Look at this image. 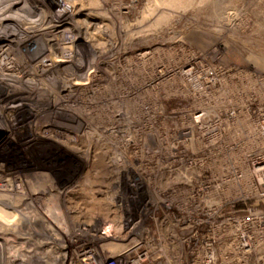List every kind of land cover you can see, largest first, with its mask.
<instances>
[{
    "label": "rangeland",
    "instance_id": "obj_1",
    "mask_svg": "<svg viewBox=\"0 0 264 264\" xmlns=\"http://www.w3.org/2000/svg\"><path fill=\"white\" fill-rule=\"evenodd\" d=\"M0 83V264H77L80 228L116 221L122 202L137 215L142 200L163 264L178 262L182 202L200 224L195 264H264L221 257L225 222L264 220L251 165L264 158V0H0ZM206 155L217 194L175 195L178 158L203 175Z\"/></svg>",
    "mask_w": 264,
    "mask_h": 264
},
{
    "label": "built area",
    "instance_id": "obj_2",
    "mask_svg": "<svg viewBox=\"0 0 264 264\" xmlns=\"http://www.w3.org/2000/svg\"><path fill=\"white\" fill-rule=\"evenodd\" d=\"M67 69L71 70V65ZM77 66L75 67V70H71L70 72L66 73H72L76 70H78V67L80 64H75ZM45 66V65H44ZM46 69H43V73L47 74L49 72H56L60 67H63V64L60 66H56V64H46ZM56 68L55 71H44ZM66 69V70H67ZM64 70V71H66ZM62 70V72H64ZM79 71V70H78ZM65 73V74H66ZM48 75V74H47ZM210 75L212 73L210 72ZM211 81V80H210ZM66 97V96H65ZM64 97V99H65ZM80 102L79 104H81ZM64 104H70L71 106H78V102H72L70 100L66 99V102L64 101ZM198 114L197 116H199ZM43 129L48 130L50 128L49 124H44ZM63 135L60 136L61 143L65 144L68 141V132L64 129L63 132H61ZM210 145V143L208 144ZM207 149V148H206ZM208 154L210 153V149L206 150ZM253 161H251L252 165V172L253 175H258L257 181L263 182L264 179V158L262 155L254 154L253 155ZM201 164H204V170L205 174H200L196 172V161L191 159H182L181 157L178 158L179 162V170L181 168H184V182L182 183L180 181V174L178 176L179 181L177 182L178 189L175 192V195H180L181 193H184L185 191L188 192L189 197H194L198 193H203L204 195H212L213 191L217 194V188H213L210 184V164L212 161V158L209 155L204 156V158H201L200 160ZM235 177L237 179L242 178V174H235ZM182 180V178H181ZM227 178L225 175V172L220 175V192L225 194V186H226ZM260 182V183H261ZM182 187V188H181ZM139 197V196H138ZM137 198V196L135 197ZM132 197H130L129 201H132ZM140 200V198H138ZM143 201V205L145 207L138 212L137 215L141 218V220L135 219L134 217L137 216L134 213H131L130 207L128 204L120 203L119 206L120 209H118L119 217L116 221H113L112 223H107V221H100L99 223H95L92 226H85L83 228H80L78 233L76 234V238L73 241L74 245V257L77 262V264H147V262H150V259L154 260L155 262H158V264H163L162 261V248H155L150 247V245L147 242V236L145 235L146 232L143 231V226L141 223L143 217H147L149 215V209L147 204L148 202ZM142 203V202H141ZM185 202H182L181 204H177L174 208V211L176 213V216L173 218V249L175 254V260L178 261L176 264H182L181 259L184 257L186 258L185 250L188 251L187 253V261L184 262V264H195L196 259V253H195V243L197 241V234H196V228L198 225L197 221L195 220L194 216L191 215L190 211L186 212V207L184 206ZM179 213V215H177ZM143 215V216H142ZM205 224H208L209 227H211V222L207 221ZM138 225H141L142 231L137 230ZM236 226L238 229L243 228L244 232L241 233V235L235 239V236L232 239H229V236L231 235L229 229L230 227ZM223 229L226 235V238L224 240L223 244V250L221 257L225 261H229L232 259H239L242 261L253 259L255 261L264 260V252L258 253L256 252L259 247V244L263 240V234H264V220L263 222H254V221H242L237 222L236 224H233V222H225L223 225ZM108 245H122L121 250H118V253L116 254H110L111 247L103 246ZM210 245H208L205 249L204 257L206 259L213 260L215 259L218 254V252H215L214 248ZM262 244V243H261ZM157 249V252L159 253L158 256L154 258H150V254L152 250ZM264 250V249H261ZM183 253H182V252ZM185 255V256H184ZM220 257V255H219Z\"/></svg>",
    "mask_w": 264,
    "mask_h": 264
},
{
    "label": "bare ground",
    "instance_id": "obj_3",
    "mask_svg": "<svg viewBox=\"0 0 264 264\" xmlns=\"http://www.w3.org/2000/svg\"><path fill=\"white\" fill-rule=\"evenodd\" d=\"M32 8H33V7H32ZM15 17H16V16H15ZM2 21H3V20H2ZM10 21H11V19H10ZM3 24H4V23H3ZM3 24H2V25H3ZM18 26H19V25H18ZM3 28H4V27H3ZM1 29H2V28H1ZM17 29H18V28H17ZM1 31H2V30H1ZM13 31H14V30H13ZM21 31H22V30H21ZM24 31H25V30H24ZM52 31H53V30H52ZM52 31H49L48 34L46 35L48 38H51V40H52V38H56V36H57V35L55 36L54 33H51ZM56 31H60V30L57 29ZM14 32H16V31H14ZM42 32H43V30H42ZM19 33H21V32H19ZM26 33H27V32H26ZM24 34H25V33H24ZM24 34H23V35H24ZM27 34H28V33H27ZM43 34H46V33L43 32ZM52 34H53V35H52ZM56 34H58V33H56ZM30 35H31V34H30ZM50 36H51V37H50ZM61 36H62V35H61ZM67 38H68V37H67ZM56 39H58V37H57ZM60 39H61V38H60ZM18 42H19V41H18ZM53 43H54V42H53ZM61 44H62V43H61ZM59 47H60V46H59ZM64 48H65V47H64ZM4 51H5V52L8 51V53L11 54L10 49H8V48L4 49ZM73 57H74V56H73ZM5 67H6V66H5ZM7 67L10 68V66H7ZM80 67H81V65H80ZM9 70H10V69H9ZM74 70H75V68H74ZM46 71H47V70H46ZM49 71H50V70H49ZM49 71H48V72H49ZM7 72H9L8 75H11L10 73H12L11 71H7ZM41 72L43 73V71H41ZM79 72H80V71H79ZM81 73H82V72H81ZM47 74H48V73H47ZM49 74H50V73H49ZM6 75H7V74H6ZM8 75H7V76H8ZM41 75H42V74H41ZM51 75H52V74H51ZM74 75H75V74H74ZM79 75H80V74H79ZM48 76H50V75H48ZM80 76H81V75H80ZM10 77H11V76H10ZM3 79H4V78H3ZM5 79H6V78H5ZM6 80H7V79H6ZM1 81H2V83H3V80H1ZM8 83H9V81H8ZM82 83H84V82L82 81L81 84H82ZM0 84H1V83H0ZM1 85H2V84H1ZM5 89H6V88H5ZM11 89H12V88H11ZM15 89H17V88H15V86H14V90H15ZM18 89H19V88H18ZM23 89H24V88H23ZM30 94H31V93H30ZM0 97H2V100H3L2 105H3V103L6 104V103L9 101V99H5L6 97H4V96H1V95H0ZM7 98H8V96H7ZM10 100H11V99H10ZM12 100H13V99H12ZM107 245H108V244H107Z\"/></svg>",
    "mask_w": 264,
    "mask_h": 264
},
{
    "label": "flooded vegetation",
    "instance_id": "obj_4",
    "mask_svg": "<svg viewBox=\"0 0 264 264\" xmlns=\"http://www.w3.org/2000/svg\"><path fill=\"white\" fill-rule=\"evenodd\" d=\"M78 85V84H77Z\"/></svg>",
    "mask_w": 264,
    "mask_h": 264
}]
</instances>
